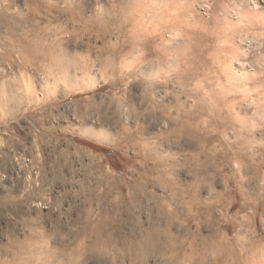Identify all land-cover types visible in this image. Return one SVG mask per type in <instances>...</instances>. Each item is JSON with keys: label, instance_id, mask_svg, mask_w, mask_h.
Listing matches in <instances>:
<instances>
[{"label": "rangeland", "instance_id": "1", "mask_svg": "<svg viewBox=\"0 0 264 264\" xmlns=\"http://www.w3.org/2000/svg\"><path fill=\"white\" fill-rule=\"evenodd\" d=\"M36 30L48 61H0V248L62 251L87 211L117 227L132 198L144 229L176 211L180 264H264V3L0 0L1 57ZM158 172L167 186L138 188Z\"/></svg>", "mask_w": 264, "mask_h": 264}, {"label": "bare ground", "instance_id": "2", "mask_svg": "<svg viewBox=\"0 0 264 264\" xmlns=\"http://www.w3.org/2000/svg\"><path fill=\"white\" fill-rule=\"evenodd\" d=\"M254 2L256 4L264 3L262 0H254ZM145 22L146 20L142 25L145 24L146 26L147 23ZM162 26L164 27L163 23L160 24V29ZM34 36V39L26 35L17 40L12 39L7 44L19 46L21 52H18V56L15 57L11 49H5L3 56H0V61L7 62L10 69L17 65L18 60L22 64L31 62V60H36L35 62H40V64L48 61L49 57L47 58L46 52L49 51L47 49L50 45L47 44L45 36L38 30ZM3 76L0 73V78ZM4 84L2 87L5 89ZM9 101L11 102V99ZM142 179V182L137 185L141 191H144L148 186H165L169 182L165 173L160 172L154 178L144 174ZM139 201L131 198L127 204L122 206L119 217L120 225L117 227H110L106 221L92 224L91 212L87 211L78 229L73 232L70 231L68 234L70 238L77 239V244L66 249L63 246L62 251H58L59 248L57 247L48 245L45 238L34 235L12 241L10 246L0 248V264H78L82 258L89 255L99 258L105 264L113 260L119 263L127 262V264H149L150 255L153 253H163V256L167 253L170 254L167 258L164 257L165 262L163 264H180L179 260L175 258L183 251L185 242L170 234L171 230L174 228L178 230L180 227L177 226L174 219L176 211L166 212L162 203L155 204L153 208L159 211L158 215L154 218L155 220H152L150 227L144 229L135 210V208L143 205V201ZM223 240L224 238L218 240L202 238V250L191 255L184 254V259L204 263L207 257L206 253L208 251L217 253ZM190 245L194 246L193 243ZM110 254L112 258L109 257ZM67 255L73 256V258H69Z\"/></svg>", "mask_w": 264, "mask_h": 264}]
</instances>
